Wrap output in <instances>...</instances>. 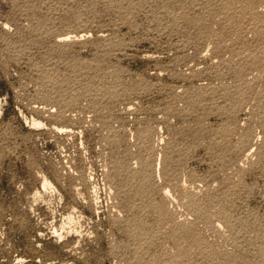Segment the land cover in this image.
<instances>
[{"label": "rangeland", "instance_id": "rangeland-1", "mask_svg": "<svg viewBox=\"0 0 264 264\" xmlns=\"http://www.w3.org/2000/svg\"><path fill=\"white\" fill-rule=\"evenodd\" d=\"M0 264H264V0H0Z\"/></svg>", "mask_w": 264, "mask_h": 264}, {"label": "bare ground", "instance_id": "bare-ground-1", "mask_svg": "<svg viewBox=\"0 0 264 264\" xmlns=\"http://www.w3.org/2000/svg\"><path fill=\"white\" fill-rule=\"evenodd\" d=\"M45 185V184H44ZM47 186V185H46Z\"/></svg>", "mask_w": 264, "mask_h": 264}]
</instances>
